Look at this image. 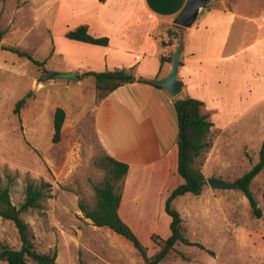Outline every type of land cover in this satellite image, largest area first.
Instances as JSON below:
<instances>
[{
	"label": "rangeland",
	"instance_id": "rangeland-1",
	"mask_svg": "<svg viewBox=\"0 0 264 264\" xmlns=\"http://www.w3.org/2000/svg\"><path fill=\"white\" fill-rule=\"evenodd\" d=\"M25 9L23 0H0V185H11L12 201L20 206L28 182L51 184L43 207L22 216L40 252L57 249V264H78L80 258L85 264H145L132 241L108 227H96L80 209V203H95L94 185L107 173L106 153L95 133L101 97L91 76L82 73L78 78L72 71L78 66L76 58L53 51L59 36H46L42 24H33ZM233 10L248 18L237 17L232 28L226 53L233 56L208 62L216 97L206 96V101L218 109V118L203 163L207 179L229 182L258 162L264 143V0H235ZM164 34L167 39L168 31ZM28 92L31 96L17 113L18 101ZM58 107L67 116L61 139L54 142ZM145 180L141 213L132 216V225L153 255L160 247L152 235L168 237L171 217L160 201L164 194L159 178ZM251 188L263 206L264 170ZM174 206L183 217L185 235L206 249L179 242L159 264H264V220L253 216L238 187L218 189L207 181L200 195L187 193ZM0 243L21 245L14 223L1 216Z\"/></svg>",
	"mask_w": 264,
	"mask_h": 264
},
{
	"label": "crops",
	"instance_id": "crops-1",
	"mask_svg": "<svg viewBox=\"0 0 264 264\" xmlns=\"http://www.w3.org/2000/svg\"><path fill=\"white\" fill-rule=\"evenodd\" d=\"M187 1L23 0L33 24H42L48 37L59 36V42L53 43V51L78 60V66L72 69L80 74L78 78L87 71L117 68H127L134 74L135 81L101 98L95 113V133L102 149L129 164L119 214L133 230L132 216L141 213L140 192L145 179L152 182L155 176L159 178L164 209L167 197L183 182L178 172L175 96L166 88L138 79L152 81L170 72L171 63L162 65L160 57L171 45L163 46L162 40ZM234 2H209L201 8L193 25L184 29L179 72L184 95L178 96L202 100V113L213 122L212 129L217 123L218 109L206 101V96L216 97L210 89L208 62L233 56V52L226 53L232 28L237 17L248 18L233 10ZM82 24H87L94 36L109 37V44L97 45L65 36L69 29Z\"/></svg>",
	"mask_w": 264,
	"mask_h": 264
},
{
	"label": "trees",
	"instance_id": "trees-1",
	"mask_svg": "<svg viewBox=\"0 0 264 264\" xmlns=\"http://www.w3.org/2000/svg\"><path fill=\"white\" fill-rule=\"evenodd\" d=\"M100 1L104 2L105 0ZM173 26L175 29H168V38L162 40L163 46L171 45V48L167 52L161 54L160 60L162 65L166 62L171 63L173 52L180 41V31L183 30V27L177 24H173ZM65 36L72 40L97 45L109 44V37L92 35L89 32L87 24L69 29L65 33ZM2 38L3 31L0 30V41ZM8 49L20 55L32 57L31 53L22 51L19 48L8 47ZM36 62L44 63V61ZM71 73L68 72V74ZM83 75L91 76L94 79L96 90L101 98L118 87L135 81L134 74L127 68L87 71ZM138 80L151 82L158 87L165 88L161 84L142 77ZM30 96L31 93L28 92L18 101L15 109L17 113L26 105L27 99ZM174 104L178 114L179 126L178 172L182 176L183 182L172 190L165 201V211L171 217L170 235L167 238H163L157 234L152 235L153 241L160 247L159 250L153 255H149L147 247L119 214L125 178L129 171L128 163L106 154L104 167L107 173L103 181L94 185L95 203L92 206L80 203V209L84 213V217L90 219L95 226L108 227L132 241L145 264H159L175 249L176 244L179 242L187 245H197L206 249L202 243L192 241L185 235L183 217L181 212L174 206V201L187 193L200 195L205 189L208 179L203 171V163L206 154L213 146V122L208 119L207 115L202 113L204 102L198 98L190 96L180 97L177 95L174 97ZM66 116L64 108L58 107L56 109L54 115V142H58L61 139ZM263 170L264 143L259 151L258 162L249 171L237 178L235 182L248 198L253 216L264 220V192L263 206H261L251 188L254 178ZM50 186L51 184L48 182H43L40 185L28 182L25 188L24 200L20 206H17L11 198V185H0V216L14 223L21 242L19 248L11 247L7 243H0V262L5 261L8 264H29L30 262L35 264H57V249H54L52 252H40L36 248L35 234L31 226L22 216L25 212L43 207V200L46 198L47 188ZM208 251L214 253L212 250L208 249ZM78 264H85V262L80 258Z\"/></svg>",
	"mask_w": 264,
	"mask_h": 264
},
{
	"label": "water",
	"instance_id": "water-1",
	"mask_svg": "<svg viewBox=\"0 0 264 264\" xmlns=\"http://www.w3.org/2000/svg\"><path fill=\"white\" fill-rule=\"evenodd\" d=\"M213 1L216 0H188L183 10L174 19V23L179 26H182L183 28L191 27L196 21L201 8H203L207 3ZM183 50L184 30H181L180 41L172 55L170 72L162 78H156L152 80L153 82L163 85L174 96L180 94L183 88L182 83L179 79V72L182 64L181 56ZM208 183L213 188L218 189H229L238 187V184L236 182H229L221 177H211L208 179Z\"/></svg>",
	"mask_w": 264,
	"mask_h": 264
}]
</instances>
